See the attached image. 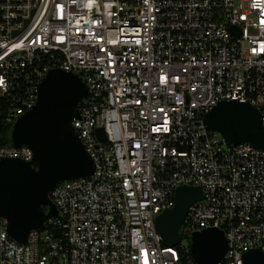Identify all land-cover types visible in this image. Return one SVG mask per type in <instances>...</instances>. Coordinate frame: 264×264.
<instances>
[{"label": "built area", "instance_id": "obj_1", "mask_svg": "<svg viewBox=\"0 0 264 264\" xmlns=\"http://www.w3.org/2000/svg\"><path fill=\"white\" fill-rule=\"evenodd\" d=\"M53 69L86 84L72 126L95 170L49 193L58 214L24 244L0 217V264H203L156 229L182 185L203 190L183 238L223 230L217 264L264 252V150L204 122L227 100L264 122V0H0V114L31 110ZM33 156L0 146V160Z\"/></svg>", "mask_w": 264, "mask_h": 264}, {"label": "water", "instance_id": "obj_2", "mask_svg": "<svg viewBox=\"0 0 264 264\" xmlns=\"http://www.w3.org/2000/svg\"><path fill=\"white\" fill-rule=\"evenodd\" d=\"M87 95L86 84L78 75L53 69L39 85L36 105L12 126V145H26L34 153L32 161L0 160V217L7 220L9 235L21 244L26 243L32 229L44 231L45 222L57 216L49 193L59 183L94 173L93 159L72 126ZM204 122L227 146L247 143L264 150L262 114L250 103L220 101L205 114ZM96 133L98 138H105L102 128ZM202 197L200 186L177 188L175 206L155 220L166 245L181 242L189 208ZM189 243L193 258L203 264H217L228 251L225 232L216 227L193 231ZM243 260L244 264H264V252L250 250Z\"/></svg>", "mask_w": 264, "mask_h": 264}, {"label": "trees", "instance_id": "obj_3", "mask_svg": "<svg viewBox=\"0 0 264 264\" xmlns=\"http://www.w3.org/2000/svg\"><path fill=\"white\" fill-rule=\"evenodd\" d=\"M13 124L5 118V111L0 114V146L11 145V130Z\"/></svg>", "mask_w": 264, "mask_h": 264}, {"label": "rangeland", "instance_id": "obj_4", "mask_svg": "<svg viewBox=\"0 0 264 264\" xmlns=\"http://www.w3.org/2000/svg\"><path fill=\"white\" fill-rule=\"evenodd\" d=\"M188 245H189V239L188 238H186V237H184L182 240H181V242L179 243V244H177V246L176 247H178V248H188Z\"/></svg>", "mask_w": 264, "mask_h": 264}, {"label": "snow or ice", "instance_id": "obj_5", "mask_svg": "<svg viewBox=\"0 0 264 264\" xmlns=\"http://www.w3.org/2000/svg\"><path fill=\"white\" fill-rule=\"evenodd\" d=\"M161 79L163 80L164 78L162 77ZM0 82H2V81H0ZM161 111H163V110H161Z\"/></svg>", "mask_w": 264, "mask_h": 264}]
</instances>
